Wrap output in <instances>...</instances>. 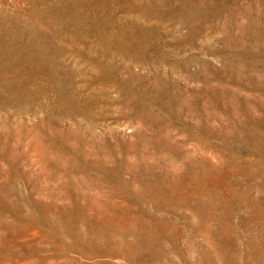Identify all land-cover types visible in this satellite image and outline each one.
Listing matches in <instances>:
<instances>
[{"label":"rangeland","instance_id":"374dc122","mask_svg":"<svg viewBox=\"0 0 264 264\" xmlns=\"http://www.w3.org/2000/svg\"><path fill=\"white\" fill-rule=\"evenodd\" d=\"M0 264H264V0H0Z\"/></svg>","mask_w":264,"mask_h":264}]
</instances>
